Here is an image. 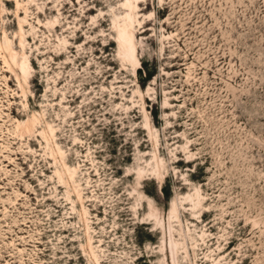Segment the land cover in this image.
<instances>
[{
    "label": "rangeland",
    "instance_id": "374dc122",
    "mask_svg": "<svg viewBox=\"0 0 264 264\" xmlns=\"http://www.w3.org/2000/svg\"><path fill=\"white\" fill-rule=\"evenodd\" d=\"M0 264H264V0H0Z\"/></svg>",
    "mask_w": 264,
    "mask_h": 264
},
{
    "label": "bare ground",
    "instance_id": "6f19581e",
    "mask_svg": "<svg viewBox=\"0 0 264 264\" xmlns=\"http://www.w3.org/2000/svg\"><path fill=\"white\" fill-rule=\"evenodd\" d=\"M118 41H120L121 44L126 48V53H128L131 60H133L135 63L138 62V59L134 53V46H133V43L131 41L130 35L125 32V28L119 29Z\"/></svg>",
    "mask_w": 264,
    "mask_h": 264
}]
</instances>
